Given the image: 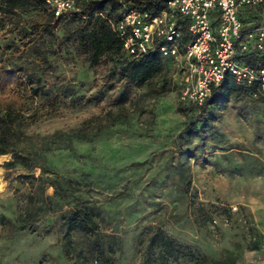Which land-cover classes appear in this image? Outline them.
<instances>
[{
    "label": "rangeland",
    "instance_id": "obj_1",
    "mask_svg": "<svg viewBox=\"0 0 264 264\" xmlns=\"http://www.w3.org/2000/svg\"><path fill=\"white\" fill-rule=\"evenodd\" d=\"M17 14L24 20L45 15L28 7ZM72 28L64 20L27 50L0 41V61L7 67L38 65L50 89L30 107L38 112L27 130L30 146L54 174L82 183L99 210L101 237L94 245L84 232L67 234L58 213L44 211L33 227L21 228L17 219L27 197L40 190L38 182L18 178L25 173L21 168L7 170L10 155H4L0 264H193L202 259L264 264V100L247 95L228 103L205 140L175 149V136L190 114L178 101V63L166 62L171 91L146 96L132 83L111 78L110 63L91 67ZM123 93L128 94L126 120L93 129L116 109ZM45 137L51 144L42 142ZM46 194L52 195L50 187ZM158 229L175 243L168 253L159 243L149 246Z\"/></svg>",
    "mask_w": 264,
    "mask_h": 264
},
{
    "label": "trees",
    "instance_id": "obj_2",
    "mask_svg": "<svg viewBox=\"0 0 264 264\" xmlns=\"http://www.w3.org/2000/svg\"><path fill=\"white\" fill-rule=\"evenodd\" d=\"M168 0H126L131 6L140 11H148L152 16L160 13ZM40 10L43 17L30 20L22 19L17 10L24 8ZM121 3L119 0H78L75 10L69 15L54 18L48 13L43 0H0V41L17 43L21 50L32 47L51 27L57 26L64 20L73 23L72 35L76 39L80 52L86 62L94 67L100 62L110 63L109 75L118 81L126 80L135 88L145 90V95L162 97L171 91V70L166 66L167 60L157 50H149L139 58H133L123 51L116 37L112 23L120 17ZM252 13L247 14L244 23L254 19ZM261 17L256 16V20ZM54 25V26H53ZM190 41L186 30L183 31L182 43ZM240 60L252 67L264 68V55L257 52L244 53ZM50 88L43 83L38 65L33 63H20L7 67L0 61V156L10 155L5 162L7 170L21 168L25 173L18 175L19 179L36 181L40 190L39 195L27 197L28 205L22 215L17 219L21 228H31L41 212L58 213L60 224L66 233L84 232L95 245L101 235L97 232L96 219L99 210L86 198L87 192L83 190L79 180L64 178L54 174L46 167L38 150L30 144L32 137L28 128L37 118L38 112L31 111L35 100L45 95ZM59 90H54V93ZM67 95V94H66ZM251 95V89L239 86L233 76L227 75L222 82L212 90L210 98L202 106H188L179 102L182 108L189 110L183 127L175 136V149H185L195 140H205L209 129H214V123L220 118L221 109L230 102H239L245 96ZM128 94L123 93L116 109L107 112L103 122L95 123L93 129L107 130L114 124L124 121L128 111L125 104ZM97 118H90L83 122L80 131L88 127ZM55 136L60 132H55ZM53 137L50 141H54ZM45 145L51 144L47 137L42 139ZM53 142L52 144H55ZM186 156L187 154H178ZM39 175L36 177L35 172ZM53 174L44 179V175ZM182 178V174H178ZM47 187L52 189V195L46 194ZM188 201V195L183 192ZM4 221L5 216H0ZM8 223H12L7 220ZM149 246L159 243L158 246L166 251L175 245L166 234L158 229L149 238ZM148 246V247H149ZM193 264H219L205 259L196 260Z\"/></svg>",
    "mask_w": 264,
    "mask_h": 264
},
{
    "label": "built area",
    "instance_id": "obj_3",
    "mask_svg": "<svg viewBox=\"0 0 264 264\" xmlns=\"http://www.w3.org/2000/svg\"><path fill=\"white\" fill-rule=\"evenodd\" d=\"M77 2L43 0L54 18L69 15ZM119 2L120 17L112 27L123 51L139 58L158 45L163 57L177 62L180 103L202 106L227 75L264 100V68L239 58L253 51L264 55V0H168L153 16L126 0ZM250 13L255 18L244 23ZM184 30L190 37L185 44Z\"/></svg>",
    "mask_w": 264,
    "mask_h": 264
},
{
    "label": "bare ground",
    "instance_id": "obj_4",
    "mask_svg": "<svg viewBox=\"0 0 264 264\" xmlns=\"http://www.w3.org/2000/svg\"><path fill=\"white\" fill-rule=\"evenodd\" d=\"M2 158H4V155H1V156H0V159H2ZM1 183H2V182H1ZM0 185H1V184H0Z\"/></svg>",
    "mask_w": 264,
    "mask_h": 264
}]
</instances>
